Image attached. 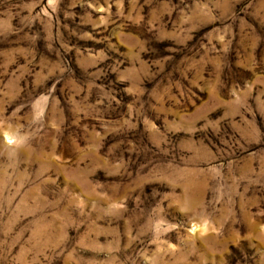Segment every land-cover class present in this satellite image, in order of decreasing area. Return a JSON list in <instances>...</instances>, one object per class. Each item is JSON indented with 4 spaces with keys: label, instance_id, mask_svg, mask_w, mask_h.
<instances>
[{
    "label": "rangeland",
    "instance_id": "1",
    "mask_svg": "<svg viewBox=\"0 0 264 264\" xmlns=\"http://www.w3.org/2000/svg\"><path fill=\"white\" fill-rule=\"evenodd\" d=\"M0 264H264V0H0Z\"/></svg>",
    "mask_w": 264,
    "mask_h": 264
}]
</instances>
